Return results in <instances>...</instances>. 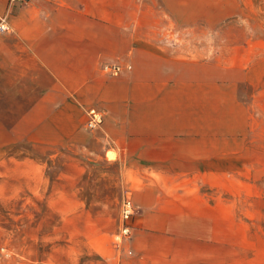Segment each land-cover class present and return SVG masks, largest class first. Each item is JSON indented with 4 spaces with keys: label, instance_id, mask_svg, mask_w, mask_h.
Here are the masks:
<instances>
[{
    "label": "rangeland",
    "instance_id": "rangeland-1",
    "mask_svg": "<svg viewBox=\"0 0 264 264\" xmlns=\"http://www.w3.org/2000/svg\"><path fill=\"white\" fill-rule=\"evenodd\" d=\"M179 2L154 0L155 14L181 15V77L212 78L225 120L175 177L136 176L114 150L0 148V264H264V0ZM144 185L154 208L136 202Z\"/></svg>",
    "mask_w": 264,
    "mask_h": 264
},
{
    "label": "crops",
    "instance_id": "crops-1",
    "mask_svg": "<svg viewBox=\"0 0 264 264\" xmlns=\"http://www.w3.org/2000/svg\"><path fill=\"white\" fill-rule=\"evenodd\" d=\"M7 7L0 148L26 140L40 150L82 145L104 157L114 150L112 160L124 161L136 176L175 177L181 151L194 154L196 135L215 133V123L227 117L229 102L212 94V78L194 70L192 84L181 77V15L155 14L154 0H0V12ZM105 61L122 68L107 75ZM91 107L103 112L94 128L85 124ZM15 161L37 172L42 165L31 157ZM151 192L146 185L137 190V204H159L143 199Z\"/></svg>",
    "mask_w": 264,
    "mask_h": 264
},
{
    "label": "built area",
    "instance_id": "built-area-1",
    "mask_svg": "<svg viewBox=\"0 0 264 264\" xmlns=\"http://www.w3.org/2000/svg\"><path fill=\"white\" fill-rule=\"evenodd\" d=\"M10 3L15 2V1H20V0H9ZM10 14H11V9L10 7L4 11L0 12V33L3 31H9L11 29V24H10ZM105 69L107 71H111L113 73H118L119 70L121 69V64L118 62H113V63H106L104 65ZM103 120V112L96 108L92 107L88 110V119H87V126L89 128H93L98 126ZM134 212V206L132 203L131 198H127L124 203H123V208H122V214L124 218H129L132 213ZM124 231H129V226H126L124 228Z\"/></svg>",
    "mask_w": 264,
    "mask_h": 264
}]
</instances>
